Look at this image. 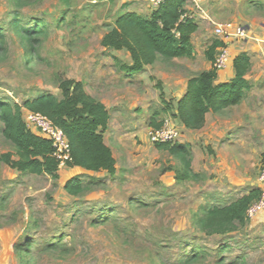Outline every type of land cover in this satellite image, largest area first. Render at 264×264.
Listing matches in <instances>:
<instances>
[{
    "label": "rangeland",
    "instance_id": "374dc122",
    "mask_svg": "<svg viewBox=\"0 0 264 264\" xmlns=\"http://www.w3.org/2000/svg\"><path fill=\"white\" fill-rule=\"evenodd\" d=\"M23 3L0 0V102L12 107L46 93L62 97L64 81L117 82L115 74L125 73L118 65L130 64V55L104 49L101 40L123 14L155 11L150 0ZM186 10L199 27L192 36L195 57L160 59L144 75L147 81L156 78L145 82V101L112 108L116 128L128 125L116 151L115 176L79 175L65 166L56 175L19 172L6 163L7 156H18L0 121V264H264V211L228 235H207L197 224L206 210L230 205L254 189L264 192V0H202L200 8L190 2ZM16 22L42 34L23 41ZM218 25L232 36L219 37ZM217 40L227 46L215 58L224 49L231 55L227 70L205 56ZM243 53L252 63L246 75L252 90L239 105L208 114L202 129L186 130L172 109L153 101L158 77L180 89L215 68L218 82L230 81L234 59ZM118 110L125 112L120 121ZM166 118L177 121L179 143L189 147L191 178L180 179L184 162L149 140L152 121ZM74 177L86 187L79 196L66 190Z\"/></svg>",
    "mask_w": 264,
    "mask_h": 264
},
{
    "label": "trees",
    "instance_id": "16d2710c",
    "mask_svg": "<svg viewBox=\"0 0 264 264\" xmlns=\"http://www.w3.org/2000/svg\"><path fill=\"white\" fill-rule=\"evenodd\" d=\"M20 6L24 0H16ZM186 0H167L150 16L137 12H127L120 16L113 27L104 35L101 45L104 49L127 51L130 64L119 63L121 71L135 75L147 66L155 65L160 59L172 61L181 58H194L192 36L198 31V24L192 16L186 15ZM185 17L184 21L182 18ZM176 27L173 29V27ZM21 40L36 41L42 34L40 30L28 29L15 23ZM0 37V50L3 47ZM223 40H217L206 51L205 56L211 63L216 62L218 48H226ZM34 51V47L30 51ZM251 59L243 53L234 59L235 75L230 81L218 82L215 68L191 78L185 95L176 106L165 100L161 82L157 88L161 93L165 111L172 109L186 130H199L206 124L208 114H221L231 106L239 105L252 85L246 75L251 68ZM62 97L46 93L38 98L29 99L22 107H12L0 102V121L4 134L17 149L18 160L6 157V163L22 173L35 175H56L59 162L54 156L50 139L28 130L23 118V109L49 118L62 129L70 145V159L67 166L81 167L92 172L117 173L116 160L112 150L105 144L104 134L110 123V113L106 106L86 92L85 83L64 81L61 85ZM168 105V107H166ZM153 129L163 126L152 121ZM158 149L168 150L184 162L180 179L193 176L189 147L185 144H161ZM80 177H74L66 184L67 192L79 196L85 190ZM262 196V190L254 189L230 205L213 207L197 219L201 231L207 235H228L237 230V225L245 224L250 206Z\"/></svg>",
    "mask_w": 264,
    "mask_h": 264
},
{
    "label": "crops",
    "instance_id": "0c3cea01",
    "mask_svg": "<svg viewBox=\"0 0 264 264\" xmlns=\"http://www.w3.org/2000/svg\"><path fill=\"white\" fill-rule=\"evenodd\" d=\"M148 7H149V5H148ZM155 67H156L155 65L147 66L144 71H142L138 74H135V75H129L127 73H123V76L122 75L118 76V74L117 75L115 74V76L119 77V78H117L118 79L117 82L111 81L110 86L108 84H101V83L91 85V84H88V81L84 82L86 92L89 95H91L92 97H94L95 99H98L99 101H101L106 106L108 112L110 113L111 119H110L108 130L104 134V141H105V144L112 150L113 156L116 160L117 172H119L118 171L119 162H118V157L116 155V151L121 150L123 143H125L124 128L123 127H125V126L127 127L128 125L121 124L120 128H116V125H115V123L113 121V117H112V108L114 106L121 108V107H123L124 104L130 102L131 100H135L137 102L143 103L146 99V94L144 91V86L146 85L145 82H151V80H153V79L156 80V78H154L153 76L152 77L149 76V78H148L149 81H147L144 79V77H145L144 75L147 74V72H150L153 69H155ZM224 72L226 74V71H224ZM193 77H195V76H193ZM193 77H191V78H193ZM191 78L187 79L186 83L184 84V87L180 88V89H178V88H176V86H174L173 81H166L161 76H160V78L158 77L159 80L157 81V83L161 82L163 92L165 94V100L168 103H170V104L172 103V102H170V99H172V97H177L176 101L178 103V101L185 95L186 90H187L188 81ZM78 80H79L78 82H80V81L83 82L82 79H78ZM114 81H115V79H114ZM157 83H156V85H157ZM151 96H152L153 101H156V103H160L162 106H164L162 104L161 93H160V90L158 88H157V90L154 89ZM168 97H170V99ZM177 103H176V105H177ZM120 110H122V109H120ZM120 110H118L119 112H117L118 113V120L119 119L121 120L124 113H125L123 111L121 112ZM36 134L40 136L39 133H36ZM67 168L71 169L73 171V173H76L79 175H84L86 173H89V175L92 173L110 175L106 171L92 172V171H87L81 167L70 168L67 166Z\"/></svg>",
    "mask_w": 264,
    "mask_h": 264
},
{
    "label": "built area",
    "instance_id": "2783aa9c",
    "mask_svg": "<svg viewBox=\"0 0 264 264\" xmlns=\"http://www.w3.org/2000/svg\"><path fill=\"white\" fill-rule=\"evenodd\" d=\"M167 0H150L152 7L157 10L159 9ZM202 0H186L187 4L190 2L195 3V5L200 8ZM186 16L182 18L184 21ZM216 34L219 37H231L232 34L223 25H218L215 29ZM239 34H243L241 29L238 31ZM231 64V55L229 51L222 50L218 58L216 59V67L219 70H227ZM24 123L28 130H33L38 132L41 136L46 137L51 140L52 146L54 148V156L59 162L60 167H67V161L70 159V145L68 138L60 129L57 127L49 118L44 115L28 112L24 113ZM181 130L176 120L172 118H166L163 121V126L159 129H152L149 132V140L154 145L161 144H175L181 140ZM261 181L264 182V171L261 175ZM264 211V192H262L261 198L253 203L248 212L247 219L255 218L258 214Z\"/></svg>",
    "mask_w": 264,
    "mask_h": 264
},
{
    "label": "water",
    "instance_id": "95a60500",
    "mask_svg": "<svg viewBox=\"0 0 264 264\" xmlns=\"http://www.w3.org/2000/svg\"><path fill=\"white\" fill-rule=\"evenodd\" d=\"M176 27L174 26L173 29H175Z\"/></svg>",
    "mask_w": 264,
    "mask_h": 264
}]
</instances>
